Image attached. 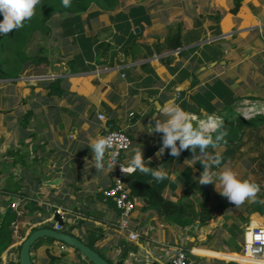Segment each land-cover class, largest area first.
Returning <instances> with one entry per match:
<instances>
[{
	"label": "crops",
	"instance_id": "1",
	"mask_svg": "<svg viewBox=\"0 0 264 264\" xmlns=\"http://www.w3.org/2000/svg\"><path fill=\"white\" fill-rule=\"evenodd\" d=\"M120 1L115 10L89 19L90 26L83 20L82 38L80 31L73 29L74 33L64 37L62 43L66 53L59 52L47 68L35 69L38 85L59 78L64 88L60 97H48L41 87L35 88V130L39 135L35 138V153L44 157L42 163L54 158L55 166L66 172L55 192L41 184L42 177L59 176L50 167L41 163L35 164V170L25 171L19 163L13 164L16 154L9 151L23 148L21 141L25 138L29 143L31 130L22 128L17 114H9L17 107H10L16 92L2 88L4 82L12 80H0V129L11 122V133L0 130V220L7 211L17 215L10 203L21 198L23 191L29 199L16 223L18 231H25V237L21 238L19 232L14 234L15 241L0 252V264L12 260L20 263L19 244L34 226H54L53 208L64 212L62 229L70 230L87 245L95 235H101L94 247L114 263L123 260L124 264H135L151 259L152 264H167L168 252L179 244L191 247L192 264L244 263L239 253L222 250L221 241L229 236L230 227L244 233L248 227L264 225V213L244 211L246 203L264 191L259 187L253 197L243 201L244 205H234L216 191L214 184L197 183L203 156L197 154L193 159L194 153L185 149L178 157H172L166 150L158 159L155 153L160 136L146 132L152 116L162 118L159 109L165 102L179 105L194 124L208 119L217 121L218 113L231 107L254 113L264 111V0H240L236 13L231 12L235 0ZM142 3L147 6L145 16L142 11L132 10ZM171 28L181 32V46L175 50L167 46L159 49ZM95 35L99 42L110 43L108 53L113 50L120 54L135 40L136 56L97 58L100 48L92 41ZM91 42L93 55L88 57L83 45ZM57 47L63 48L59 44ZM111 130H124L132 139L130 149L121 157L124 165L127 166L131 150L141 148L145 160L151 158L146 166H161L166 177L157 181L139 171L132 173L158 186L172 201L189 194L197 207L207 204L215 219L207 226L181 228L151 211L141 213L138 207L142 203L136 199L130 229L138 231L139 236L130 239L128 231L118 227L119 210L102 197L103 190L114 182L116 167L96 171L88 147L91 140ZM255 141V137L246 134L238 149L215 145L206 152L221 153V167L231 166L238 176L240 170L239 178L259 186L263 178L253 175L250 159L263 149L252 147L249 152L246 147ZM109 156L106 153L105 160ZM31 201L35 202V210L29 212L27 205ZM47 238L39 239L32 247L34 264H49L50 252L62 254L66 264H76L79 255L87 259L71 246L59 252V242ZM125 253V258L121 257Z\"/></svg>",
	"mask_w": 264,
	"mask_h": 264
},
{
	"label": "trees",
	"instance_id": "2",
	"mask_svg": "<svg viewBox=\"0 0 264 264\" xmlns=\"http://www.w3.org/2000/svg\"><path fill=\"white\" fill-rule=\"evenodd\" d=\"M126 1V0H122ZM153 0H137V2H147ZM120 0H70L69 6L65 7L61 3V0H39L34 10V15L30 20L22 23V26L18 29H13L7 34H0V80H12L16 81L25 74L28 70L47 68L51 65L52 61L49 57V49L47 39L51 38L57 40L59 36L62 38L68 37L73 34V29L83 36V20L90 26L91 22L89 19L95 18L100 14L107 13L108 11L115 10L119 6ZM240 7V0H235L234 6L231 9L232 13H236ZM142 11V15L145 16L147 12V6L142 3L138 7L135 5L132 10ZM134 13V12H133ZM55 30L57 32H55ZM78 33V34H79ZM134 33V32H132ZM136 36L137 34L134 33ZM94 43L99 46V51L96 54L97 58L105 57L110 55L111 57L122 56L126 57L131 55L132 58L136 56L135 49L138 48L136 41L134 40L130 45L124 47L119 54L117 51H110L111 45L108 42H99V39L94 36ZM93 43L84 44L83 53L91 57ZM167 46L172 50L178 49L181 46V32L179 30L170 29L166 35L164 43H159V49H164ZM62 56V55H60ZM33 87H41L42 91L47 94L48 97L63 94L64 88L61 79H53L49 82L43 83L42 85H35ZM45 102H48L47 100ZM248 113V116L245 115ZM221 120L219 121L218 131L226 132L220 140H217L218 132H212V138L214 145H226L229 148L238 149L240 144L239 141L246 134L252 138H256L254 150H262L258 156L251 157L250 162L252 163L253 170L259 167V171L264 172V111L254 113L250 110H236L230 108L229 110L218 113ZM35 108H28L23 111H19L17 114L18 123L23 129H29L35 127ZM195 127L196 124L192 123ZM39 136L37 130H32L28 134L30 142L27 143L25 139L21 141L22 146L26 148H17L15 151H9L16 154L13 164H20L26 170H35V164H41L44 157L39 156L35 151V138ZM33 144V145H32ZM210 147H212L210 145ZM31 148V150H30ZM12 164V165H13ZM256 165V167H255ZM35 178V177H34ZM41 178V177H40ZM126 186L130 189V195L141 201V205L138 210L143 213L147 211L153 212L156 216L161 218L163 221L170 224H175L181 228L191 226L193 224L199 226H207L214 219L211 208L204 203L197 205L188 195H185L184 199L179 201H172L162 194L161 189L148 182L147 179L138 177L137 174L127 173L124 177ZM254 183V182H252ZM255 184V183H254ZM256 185V184H255ZM259 188V186H256ZM25 191L19 196L21 198L26 197ZM102 197L105 198L104 195ZM109 201V199H106ZM110 206L115 208V204L110 200ZM245 204L244 202L242 203ZM27 210L32 212L35 210V202L31 201L27 205ZM246 212H254L258 214L264 213V194L260 192L257 196L246 203L244 207ZM17 215L12 211L7 213L0 220V252L8 247L12 242L15 241L14 237V225L18 222ZM50 226V225H49ZM38 226H34L31 231L37 229ZM229 236L223 238L221 241V247L225 252H240L242 249L243 236L242 232L236 231V227L229 228ZM70 233V230H68ZM21 238L25 237V231H18ZM16 236V235H15ZM101 235H95L88 242V245L95 249L94 244L97 240L101 239ZM49 241H54L52 238H47ZM36 244V243H35ZM35 244L33 246H35ZM133 250H137L134 244H131ZM21 248V243L18 246V250ZM189 259L194 257L190 252L191 247H184ZM79 253L78 249H75ZM97 251V250H96ZM101 254V253H100ZM102 255V254H101ZM125 254L121 257L125 258ZM103 256V255H102ZM50 261L49 264H57L62 260V254L49 253ZM104 257V256H103ZM111 263L115 264L112 260L106 258ZM8 264H20L14 260L9 261ZM76 264H92L87 259L78 256ZM225 264H238L233 261L225 262Z\"/></svg>",
	"mask_w": 264,
	"mask_h": 264
},
{
	"label": "clouds",
	"instance_id": "3",
	"mask_svg": "<svg viewBox=\"0 0 264 264\" xmlns=\"http://www.w3.org/2000/svg\"><path fill=\"white\" fill-rule=\"evenodd\" d=\"M39 0H0V34H7L13 29H18L22 23L30 20ZM63 6L67 7L70 0H61ZM160 116H152L148 124L147 134L158 133L160 136L159 148L155 156L159 159L167 150L172 157H178L182 151L189 149L193 159L197 154L204 157L202 162L203 170L198 176L199 185L214 184L216 191L227 198L230 203L239 205L245 199L255 195L257 188L248 179L239 178L237 172L229 165H221L222 155L219 152L209 154L206 149L211 145L215 146L211 133L218 132L216 139L220 140L226 132L218 131L219 125L212 119L199 121L194 127L189 114L179 105L172 102H165L159 109ZM112 137L99 135L91 140L88 147L91 150L93 167L96 171L111 169L115 162V156L110 155L105 160L106 150L112 147ZM141 148H133L127 159V166L120 164L123 173L139 171L150 175L153 179L160 181L166 177V172L158 167L146 166ZM219 168V171L215 170ZM217 180L219 183L217 184Z\"/></svg>",
	"mask_w": 264,
	"mask_h": 264
},
{
	"label": "built area",
	"instance_id": "4",
	"mask_svg": "<svg viewBox=\"0 0 264 264\" xmlns=\"http://www.w3.org/2000/svg\"><path fill=\"white\" fill-rule=\"evenodd\" d=\"M99 117L101 119H104L103 115H100ZM216 120L217 121H213L218 124L221 118H217ZM105 136L112 137V147L106 150V153L115 156V162L113 163V166L116 167L117 174L112 185L103 190V195L106 199L111 200L115 204L116 209H118L120 212V217L117 223L118 227L120 229L128 231L129 238L135 240L138 238L139 232L130 229V224L131 215L135 211L137 203L136 199L130 195V189L126 186L123 179L127 172L123 173L120 168V164H124L121 162L122 154L130 149L132 139L130 135L124 130H111L107 132ZM259 187L264 191V178L260 181ZM28 200V198L15 199L10 203V207L17 213V215H22V212L24 211V207L27 204ZM56 210L61 215L63 220H65L64 212H62V210L58 208ZM53 227L57 230H62V226L58 222H54ZM14 234H18L17 224L14 225ZM67 247V244L59 242L58 250L59 252L63 253L67 250ZM239 254L243 256L246 261L244 263L237 261L241 264H264V225L248 227L244 231L242 249L241 253ZM165 260L167 264H192L184 249V245L180 244L175 245L170 249L167 259ZM138 262L139 263L135 264H152L153 261L151 259H147L145 261L138 260ZM57 264L66 263L61 261Z\"/></svg>",
	"mask_w": 264,
	"mask_h": 264
},
{
	"label": "water",
	"instance_id": "5",
	"mask_svg": "<svg viewBox=\"0 0 264 264\" xmlns=\"http://www.w3.org/2000/svg\"><path fill=\"white\" fill-rule=\"evenodd\" d=\"M138 31V29H136ZM24 77L21 76L17 80H23ZM25 84L29 87L38 85V81L35 80H26ZM44 166H48L51 169V172L58 174L54 178H41V184L45 187H48L51 192H55L56 189L61 185L63 178L66 175L65 171H62L60 167L55 166V159L51 161H44ZM54 216L53 222H58L62 228L65 225V221L61 215L57 212L56 208L52 209ZM49 237L58 242H63L68 246L78 249L92 264H113L103 257L98 251L91 248L85 242H83L77 236L65 231L57 230L53 226H42L31 231L26 238L21 243V248L19 252L20 264H34L31 257V249L33 245L41 238ZM115 264H124L123 260L118 261Z\"/></svg>",
	"mask_w": 264,
	"mask_h": 264
},
{
	"label": "rangeland",
	"instance_id": "6",
	"mask_svg": "<svg viewBox=\"0 0 264 264\" xmlns=\"http://www.w3.org/2000/svg\"><path fill=\"white\" fill-rule=\"evenodd\" d=\"M127 1L128 0H126L125 2L127 3ZM126 5H128V4H126ZM55 32H57V31L55 30ZM57 38H58L57 40H53L52 37L49 38V39H47V43H49L48 44V49H49L48 50L49 51L48 53H49L50 59H52V60H54V59H56L58 57V53L59 52L60 53H63V54L66 53L65 46L62 44V38H61V36H59ZM58 44L60 46H63V48L62 47L61 48L57 47ZM23 77H24L23 80L7 81V82H4L2 84V88L9 89V93H12V90H13V92L14 91L16 92L15 93V96H13V103H11L13 105H10V107H13L14 108L16 105H17V107L15 108L14 111H10L9 112L10 115L11 114L12 115L18 114L19 111H23L24 109L35 108V87H33V86L32 87H29L27 84H25V81L26 80H35V69L28 70L27 72H25V74L23 75ZM38 101L39 102H42V100H40V99H38ZM257 112L258 111H256L255 113H257ZM245 115L248 116V113H245ZM34 119H35V117H34ZM10 124H11V122L8 123V125L6 124L7 126L4 124L3 127L0 130L3 131L4 133L5 132L8 133V134L11 133V130H9ZM11 126H13V125H11ZM29 129L31 131L32 130H35V127L32 126ZM246 147L248 148L247 151L250 152V150L252 149V144H250V145H248ZM236 160L237 161H235V165L237 167H235V168L238 169L240 167L239 166V161H238V159H236ZM42 164H44V163H42ZM255 167H256V165H255ZM258 168L259 167H257L256 170H252L253 175L255 177H257L258 179L259 178H264V172L259 171ZM237 171L239 173V176H241V174L239 172L240 170H237ZM49 225L50 224L48 223V225H46V226H49ZM67 225H70V221H67ZM222 250H224V249H222ZM237 253H241V251L240 252H237Z\"/></svg>",
	"mask_w": 264,
	"mask_h": 264
},
{
	"label": "bare ground",
	"instance_id": "7",
	"mask_svg": "<svg viewBox=\"0 0 264 264\" xmlns=\"http://www.w3.org/2000/svg\"><path fill=\"white\" fill-rule=\"evenodd\" d=\"M245 259V258H244Z\"/></svg>",
	"mask_w": 264,
	"mask_h": 264
}]
</instances>
